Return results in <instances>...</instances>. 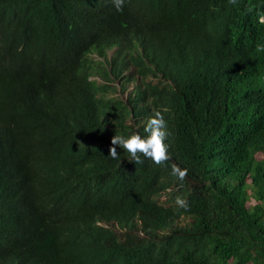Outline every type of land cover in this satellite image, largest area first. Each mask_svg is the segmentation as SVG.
Instances as JSON below:
<instances>
[{"label":"trees","instance_id":"1","mask_svg":"<svg viewBox=\"0 0 264 264\" xmlns=\"http://www.w3.org/2000/svg\"><path fill=\"white\" fill-rule=\"evenodd\" d=\"M258 46L264 0H0V264H264ZM155 111L167 165L108 156Z\"/></svg>","mask_w":264,"mask_h":264},{"label":"clouds","instance_id":"2","mask_svg":"<svg viewBox=\"0 0 264 264\" xmlns=\"http://www.w3.org/2000/svg\"><path fill=\"white\" fill-rule=\"evenodd\" d=\"M124 3L125 0H113V4L117 11L123 10ZM229 3L235 4L236 0H229ZM108 50L111 51V55L109 56V58H107ZM257 50L264 51V46H258ZM93 54H97L98 56L104 58V61L107 63L108 68L105 69L101 65V61H96L92 57ZM131 57L132 52L126 44L106 47V49L101 52L94 49L88 51L87 58L84 61L85 63H92L93 65L92 74L88 77V79L97 86H101L102 84L107 82H109L111 86H116L117 91L112 93L113 95L117 96V93L121 91L120 81L112 79V76L111 80H108L106 76L101 73V71H98V68L95 64L100 65L107 72H111V63L122 65L125 60H128ZM96 76H98L100 80L94 79V77ZM117 81H119V83H117ZM126 86L127 85H125V87ZM170 135L171 133L168 129L167 121L165 120L162 112L155 111L153 115L147 119V122L143 127V134L139 131H132L127 136L115 134L110 141L111 146L108 149V156H110L112 159H119L120 155L117 152V148H120L130 155L131 162H134L135 164H142L144 162V159H150L154 164L158 166H165L172 158L169 151L170 146L166 142ZM142 157L144 159H142ZM171 174L175 176L179 181L183 182L187 178L188 169L181 168L178 164L172 163ZM175 203L179 208H182L185 211H187L189 208V204L186 198L177 196L175 198ZM98 224L104 227L110 226L109 224L102 222H98Z\"/></svg>","mask_w":264,"mask_h":264},{"label":"rangeland","instance_id":"3","mask_svg":"<svg viewBox=\"0 0 264 264\" xmlns=\"http://www.w3.org/2000/svg\"><path fill=\"white\" fill-rule=\"evenodd\" d=\"M110 55H111V51L108 50V51H107V58H109ZM92 57H93L96 61H101V65H102L105 69L108 68L107 63L104 61V58L98 56L97 54H93ZM94 79H96V80H100V78H99L98 76L94 77ZM117 83H119V81H117ZM126 85H127V86L125 87L124 90L119 91V92L117 93V96L122 97V98L125 97V96H126V92H127L128 90L131 89V87L133 86V83H132V82H128V83H126ZM120 87H121V86H120ZM249 205H251V204H249ZM113 227H115V226H113Z\"/></svg>","mask_w":264,"mask_h":264}]
</instances>
